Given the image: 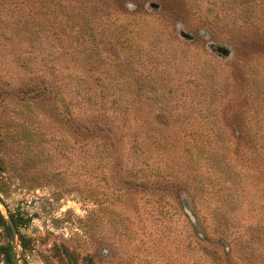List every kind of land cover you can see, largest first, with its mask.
Instances as JSON below:
<instances>
[{"label":"rangeland","instance_id":"rangeland-1","mask_svg":"<svg viewBox=\"0 0 264 264\" xmlns=\"http://www.w3.org/2000/svg\"><path fill=\"white\" fill-rule=\"evenodd\" d=\"M249 121L264 0H0V264H264V158L247 204L215 164Z\"/></svg>","mask_w":264,"mask_h":264},{"label":"trees","instance_id":"trees-1","mask_svg":"<svg viewBox=\"0 0 264 264\" xmlns=\"http://www.w3.org/2000/svg\"><path fill=\"white\" fill-rule=\"evenodd\" d=\"M2 3H4V1ZM231 109L234 110L233 115H236L238 113H241L242 115H244L246 112L244 110L245 108H231ZM254 125L256 124H253V122L249 121L248 124L243 127L242 131L241 130L240 132L237 131L235 135V140H236L235 152L237 151L238 155L239 153L242 154L241 156L242 159L240 160L241 163H239L238 156L236 157V156L229 155V157L226 158V155H225L226 150H225L224 145H218L217 148L211 147V146H203V148L211 156L210 159H214V157H217L220 152L223 156L225 155L223 159L216 161L215 164L219 165V164L224 163L225 161V163L228 166H231V169H228L230 176L226 175L227 172L220 171L219 174H217L216 172L217 178H221L220 180L224 179L226 182L228 181L230 183H234V184L236 183L238 185L239 193L235 194L234 201L235 200L241 201L242 204H247L249 197L251 195V190H250L251 186L253 188V185L251 182L252 178H250V174L248 172L249 165L247 166L246 163L252 162V163L259 164L257 163L259 159L264 158V146H263L264 143H262L263 145L258 144L256 138L259 134L257 131L252 129V126ZM263 135H264V132H263ZM260 149H263V152H261ZM214 153H215V156L213 157ZM210 159L208 158L207 160L206 159L205 160L208 162ZM215 164H212V165H215ZM233 168L235 170H233ZM238 168L239 170H237ZM193 171H194V168H192L191 172ZM197 171H200V170H197ZM207 176H208L207 174H202V173L199 176L198 174L194 175L193 173L192 175H190V180L192 182L189 185L191 187V190L194 196L197 194H204L205 192L213 193L212 191L215 190L214 187H211V182L208 180ZM170 185L171 184H169L168 186ZM169 189L171 188L168 187V190ZM0 221H2L3 223H6V219L1 213V211H0ZM8 228L10 231V227ZM10 260L13 261L14 264H17V262L15 261V258L11 254L8 255V261Z\"/></svg>","mask_w":264,"mask_h":264},{"label":"water","instance_id":"water-1","mask_svg":"<svg viewBox=\"0 0 264 264\" xmlns=\"http://www.w3.org/2000/svg\"><path fill=\"white\" fill-rule=\"evenodd\" d=\"M188 213L190 214L191 218L194 220V217H193L191 211H188ZM8 221H9V225H10L11 229L16 234L17 233V229H16L15 221L11 217H9ZM0 238H1V232H0Z\"/></svg>","mask_w":264,"mask_h":264}]
</instances>
